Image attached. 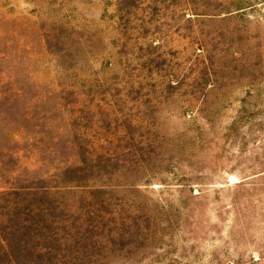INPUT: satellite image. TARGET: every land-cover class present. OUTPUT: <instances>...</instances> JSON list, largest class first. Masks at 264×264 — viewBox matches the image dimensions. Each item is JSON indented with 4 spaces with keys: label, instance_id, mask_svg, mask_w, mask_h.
I'll return each instance as SVG.
<instances>
[{
    "label": "rangeland",
    "instance_id": "374dc122",
    "mask_svg": "<svg viewBox=\"0 0 264 264\" xmlns=\"http://www.w3.org/2000/svg\"><path fill=\"white\" fill-rule=\"evenodd\" d=\"M0 264H264V0H0Z\"/></svg>",
    "mask_w": 264,
    "mask_h": 264
}]
</instances>
